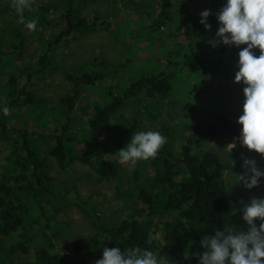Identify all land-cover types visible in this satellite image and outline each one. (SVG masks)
<instances>
[{
  "label": "trees",
  "instance_id": "1",
  "mask_svg": "<svg viewBox=\"0 0 264 264\" xmlns=\"http://www.w3.org/2000/svg\"><path fill=\"white\" fill-rule=\"evenodd\" d=\"M99 1L43 4V0H35L23 14L25 21L38 18L36 33L30 37L24 24L13 27V21L0 17L4 21L0 27V264H95L99 259L92 249L98 240L121 251L132 247L153 250L175 264H199L192 249L200 247L201 238L233 224L235 195L219 158L202 146L217 142L226 147L235 142L240 149L235 137L241 126L235 116L242 102L236 93L243 85L234 83L228 95L220 94L238 70L240 49L220 43L215 35L219 27L215 14L208 17L209 30L173 0H131L121 2L122 6L106 0L111 22L96 10L85 17L83 11ZM212 1L217 5L224 2ZM3 9H11L20 19L12 4ZM120 16H124L122 23L118 22ZM111 23L121 37L130 35L136 42L127 48V39L123 41L126 50L122 54L133 59L127 56L114 64L101 52L78 70L61 67L64 57L58 50L67 40L77 41ZM140 42L144 49H156L158 55L138 63L134 57L143 49ZM54 56L60 63L56 64ZM132 63L140 68L129 69ZM85 64L89 71L83 70ZM58 71L67 82V91L58 101L36 98L28 89L34 79ZM203 78L211 82H203ZM215 86L219 90L214 94L211 89ZM85 91L90 93L83 97ZM83 101L86 104L81 107ZM5 106L10 109L8 115L2 111ZM166 108H181L183 120L187 115L194 118L173 126L163 120ZM129 111L132 118L126 117ZM142 119H155V131L167 142L155 158L129 163L125 170L116 151L138 132ZM31 120L36 123L32 131ZM176 128L183 131V138ZM109 155L114 160L106 157ZM50 159L61 169L75 162L88 165L101 180L114 181L116 191L111 198L97 192L82 202L98 228L95 239L75 238L68 253L62 254L46 246L33 252L36 261L26 262L25 255L35 242L33 211L53 220L56 217L51 213L57 207L53 205L56 188L49 175L54 166ZM97 200L111 211L129 213L120 217L112 212L108 218Z\"/></svg>",
  "mask_w": 264,
  "mask_h": 264
},
{
  "label": "rangeland",
  "instance_id": "2",
  "mask_svg": "<svg viewBox=\"0 0 264 264\" xmlns=\"http://www.w3.org/2000/svg\"><path fill=\"white\" fill-rule=\"evenodd\" d=\"M119 6H122L120 3L123 1H131V0H115ZM133 1H141V0H133ZM148 2H152V0H147ZM174 5L177 4L179 7H183V10L192 14L194 17L201 19L200 12L205 9H210L212 15H214L219 9L226 4L227 0H224L220 5L215 4L212 0H173ZM12 4V0H0V5L4 8L8 4ZM60 4L61 0H43V4ZM0 9V17L4 20L13 21L15 26L17 27L21 22L20 19L16 18L12 15V10L4 11V9ZM98 11L99 14L103 15V19H107L111 22L110 19V10L108 8V4L106 0H100L97 4L92 5L90 9H86L83 11L85 17H89L93 15V11ZM3 15V16H1ZM123 15H127V12H124ZM210 15V16H212ZM124 16L118 17V22L122 23L124 21ZM209 16V17H210ZM28 20V19H27ZM114 22L116 18L112 19ZM4 23L3 20H0V27ZM112 24V23H111ZM21 25V24H20ZM4 26V25H3ZM132 26V25H131ZM28 37H30L32 32L30 30L23 29ZM19 29L16 31L18 32ZM116 24L113 23L112 26L107 29L99 30L95 33H89L86 36L80 38L77 41H69L67 40V45L65 47H60L58 50L60 55H63L62 65L61 67L64 70H78V68L87 62H91L93 57L97 53H101L103 57L109 61L110 63H114L125 59L127 56L133 59V57L127 55L124 56L122 51L124 49L123 41L127 39L125 42V46L128 48V45L133 42V38L128 35L127 37H121L120 33H117ZM9 32V31H8ZM11 34V32H9ZM2 34L0 33V36ZM139 46L143 49L138 51L135 55V60L138 63H142L145 59L158 55L156 53V49H144L143 44L140 42ZM126 50V49H124ZM255 52V51H254ZM258 56L259 53L255 52ZM55 60L56 64L60 63V58ZM140 64L132 63L129 69H137L140 68ZM56 67V66H54ZM83 70H88V67L83 65ZM236 71V70H234ZM80 71H75L73 73H79ZM234 76V73H232ZM229 80V85H225L223 89L220 90V94L228 95V91L235 86L234 78ZM3 77H6L4 75ZM203 82H211L209 79H202ZM117 83V82H116ZM67 82L64 81L63 74L61 71H58L53 76L45 75L42 79H34L29 85L28 89L34 93L36 98H44L51 99L52 101H58L59 97H62L67 91ZM218 87L215 86L214 89H211L212 93L218 92ZM239 90V89H238ZM90 93L89 91L83 92V97H86ZM196 95V94H194ZM237 98L243 102V94L242 91L236 93ZM86 102H80V106H85ZM27 110V109H26ZM144 110V108H143ZM127 118H132V111H129ZM242 113V107L238 106L235 119L237 120L238 116ZM1 114V112H0ZM131 115V116H130ZM175 117V120L173 119ZM189 118H194V115H187L184 120L182 118V110L181 108H176L174 111H170L168 108L165 109L163 114V120L168 122L169 124L176 126L178 121H187ZM84 120L81 119V123ZM155 119L154 120H146L142 119V124L138 126L137 131H155ZM36 123L31 120L29 130L32 131ZM176 133L179 138H183V131L180 132V129L176 128ZM38 132H41L39 128L36 129ZM111 131L106 132L103 135L101 140L106 138V135ZM180 134V135H179ZM236 141V140H235ZM239 142V141H238ZM207 146H202L203 151H208L209 154L215 155L219 158L220 164L222 166V173L225 177L232 193L235 195L233 202H235V211L233 216V224L247 230V224L242 219V212L240 211L243 207L242 204L238 203L239 200L243 199L246 203L253 197H264V178L261 179L260 185L257 188H253L251 190H247L243 187V184L239 182L238 175L242 174L245 169L242 167L243 160L242 156L253 158L256 160L257 166L264 170V159L255 155L256 153H250L245 150L243 146L239 143V148L236 147L235 142L226 145V147L220 146L217 142H208ZM6 146V145H5ZM79 149L82 150L83 146H79ZM4 152H2L3 154ZM5 157V156H4ZM2 157L1 160L4 158ZM110 160H114L113 155L106 156ZM53 162L54 166L49 171V175L53 178L52 182L56 188V195L54 197L53 205L57 207V212L55 213L54 209L51 210L53 216H56L55 219H51L49 217L39 216L38 211H33L35 213V218L32 221L37 220L34 224V228L32 229L31 235L34 237L35 242L31 247L30 254L25 256L28 257L26 262L33 261L36 255L33 257V252L38 253L39 249L42 248L45 250L46 246H53L54 250L59 253H68L70 245L75 238L85 237L88 240H93L98 236V228L92 221L89 219L91 215L87 212L83 206L84 201H86L90 196L95 195V193L99 192L107 198H111L115 194V182L114 181H103L99 176L95 173V171L88 165H84L79 162H75L73 165L67 166L65 169H61L55 159H50ZM122 167L128 169L130 166L128 164L120 163ZM111 201V200H110ZM98 203V200H97ZM99 206L104 211L105 215L110 217V213H115L117 210L109 209L103 203L99 202ZM53 205H48V208H51ZM129 211H118L116 212V216L120 215L127 216ZM108 218H101V221H107ZM53 220V221H52ZM99 220V221H100ZM109 220V219H108ZM100 221V222H101ZM257 226H259V221L256 222ZM158 237H164V234H159ZM99 239V238H97ZM108 247V245L102 244L101 240H98V244H93V256L96 259H102L103 257V248ZM191 251V249H190ZM192 251L203 252V248L192 249ZM160 254V253H159ZM161 255V254H160ZM168 259V258H167ZM170 264L173 263L170 259ZM14 264H18V261H14Z\"/></svg>",
  "mask_w": 264,
  "mask_h": 264
},
{
  "label": "clouds",
  "instance_id": "3",
  "mask_svg": "<svg viewBox=\"0 0 264 264\" xmlns=\"http://www.w3.org/2000/svg\"><path fill=\"white\" fill-rule=\"evenodd\" d=\"M34 2L12 0L20 22L32 32L37 29L38 18L25 21L23 14ZM199 15V22L210 30L208 17L212 15L211 10L205 9ZM215 17L219 23L215 35L220 43L240 49L234 83L243 85L244 99L242 113L236 121L241 126L240 132L235 140L264 159V0H227ZM254 49L259 50L258 56ZM2 111L8 115L10 109L5 106ZM166 142V137L159 131H138L125 147L116 151L118 162L129 164L155 158ZM242 160L245 171L238 175L239 182L247 190L259 187L264 170L253 158L242 156ZM238 203L243 205L240 211L247 230L232 224L203 236L199 244L204 251L193 254L199 264H264V197H253L246 203L241 199ZM95 264H170V261L156 251L140 247L125 251L119 247H104L102 259L96 260Z\"/></svg>",
  "mask_w": 264,
  "mask_h": 264
}]
</instances>
